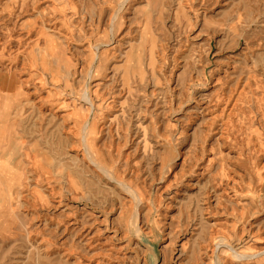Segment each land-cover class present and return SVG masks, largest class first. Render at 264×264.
I'll return each instance as SVG.
<instances>
[{"label": "rangeland", "instance_id": "1", "mask_svg": "<svg viewBox=\"0 0 264 264\" xmlns=\"http://www.w3.org/2000/svg\"><path fill=\"white\" fill-rule=\"evenodd\" d=\"M0 264H264V0H0Z\"/></svg>", "mask_w": 264, "mask_h": 264}, {"label": "bare ground", "instance_id": "2", "mask_svg": "<svg viewBox=\"0 0 264 264\" xmlns=\"http://www.w3.org/2000/svg\"><path fill=\"white\" fill-rule=\"evenodd\" d=\"M83 99V98H82ZM85 131V130H84ZM83 141V140H82ZM84 143V142H83Z\"/></svg>", "mask_w": 264, "mask_h": 264}]
</instances>
